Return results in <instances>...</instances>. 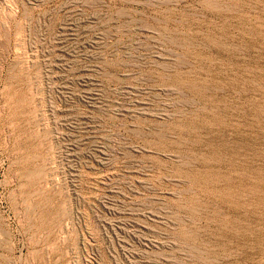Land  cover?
<instances>
[{
	"label": "rangeland",
	"instance_id": "374dc122",
	"mask_svg": "<svg viewBox=\"0 0 264 264\" xmlns=\"http://www.w3.org/2000/svg\"><path fill=\"white\" fill-rule=\"evenodd\" d=\"M0 264H264V0H0Z\"/></svg>",
	"mask_w": 264,
	"mask_h": 264
}]
</instances>
